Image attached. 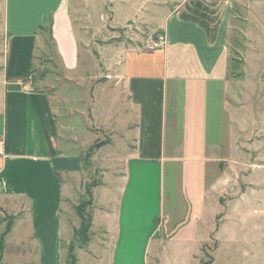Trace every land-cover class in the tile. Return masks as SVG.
<instances>
[{
  "label": "crops",
  "instance_id": "0c3cea01",
  "mask_svg": "<svg viewBox=\"0 0 264 264\" xmlns=\"http://www.w3.org/2000/svg\"><path fill=\"white\" fill-rule=\"evenodd\" d=\"M82 2L5 0L4 5L0 210L18 217L10 235L19 224L27 226L39 264H65L63 245L69 235L64 219L65 180L85 169L81 155L60 143L66 128L40 58L48 56L52 47L55 58L50 60L64 72L72 74L80 68L82 38L75 21ZM240 2L140 0L137 14L117 26L113 10L119 0L110 1V27L142 25L151 36L164 35L166 45L153 50L155 38L149 43L135 34L129 45L118 44L115 32H107L109 43L98 49V67L111 73L109 82L95 91L110 90L116 97L130 135L126 158L119 159L114 174L124 179L118 201L106 198L103 182L94 191L97 209L92 227L113 240L111 250L106 243L97 252L99 264L109 255V264H150L161 240L162 220L169 215L168 169L192 170L194 182L188 193L198 198L191 205L194 214L199 206L207 207L209 196L230 189L228 176L216 172L220 161H230L234 151L245 149L248 135L264 134V116L251 115L240 106L244 97L235 92L230 78L229 38ZM107 4L108 0L103 6ZM109 53L114 54L111 60ZM210 127L215 129L212 136ZM104 129L117 134L113 126ZM152 179L154 193L149 194ZM84 257L79 256L78 264Z\"/></svg>",
  "mask_w": 264,
  "mask_h": 264
},
{
  "label": "rangeland",
  "instance_id": "374dc122",
  "mask_svg": "<svg viewBox=\"0 0 264 264\" xmlns=\"http://www.w3.org/2000/svg\"><path fill=\"white\" fill-rule=\"evenodd\" d=\"M105 1L83 0L79 5L81 13L76 15L75 22L82 38L81 66L75 73L64 72L50 60L55 58L52 47L48 56L40 58L42 73L50 78V86L56 93L57 111L66 128L59 136L60 143L92 164L85 167L81 175L65 180L68 191L64 219L69 235L63 245L64 261L71 249L78 261L80 255L85 256L83 264H99L101 256L98 253L106 243L111 250L113 240L93 227L86 232L88 219L83 223L75 208L81 207L86 213L96 212V187L92 186L99 182L107 184L103 191L106 198L118 201L124 179H117L114 174L119 159L126 158V147L130 143L125 126L127 118L122 116L116 97L110 90L95 91L97 86L109 82L111 73L98 67V49L109 43L110 40L105 41L107 32H115L118 40L115 43L125 45L131 43L130 36L134 34L149 43L156 38V34L151 36L142 25L137 28L130 24L114 30L110 27L113 18L110 1L115 0H108L104 7ZM4 5L5 0H0L1 47L6 35ZM138 9L140 0H119L113 10L115 25L131 19ZM238 9L229 38L230 78L235 92L244 97L240 106L247 107L251 115L264 116V0H241ZM107 55L110 60L114 57L111 53ZM210 124L213 128L212 116ZM101 126H113L117 134ZM212 128L211 136L215 130ZM248 138L251 139L247 140L245 149L234 151L230 161L221 160V167H216L217 174L228 176L230 189L226 187L223 192L209 196L207 207L199 206L194 214L191 205L198 198L188 193L194 182L192 170L185 166L176 171L168 169L165 194L169 215L162 220L161 240L152 252L150 264H264V134L248 135ZM99 143L106 145L95 151ZM187 154L191 156L192 151ZM151 193H154L153 179L149 187ZM192 215L194 220L182 230ZM13 216L17 217L0 210V264H39L35 247L26 234V225L19 224L12 235L5 236L8 221ZM109 261L110 255L103 264Z\"/></svg>",
  "mask_w": 264,
  "mask_h": 264
},
{
  "label": "trees",
  "instance_id": "16d2710c",
  "mask_svg": "<svg viewBox=\"0 0 264 264\" xmlns=\"http://www.w3.org/2000/svg\"><path fill=\"white\" fill-rule=\"evenodd\" d=\"M117 41H118V40H117ZM27 76H28V75H26V76H20V77H27ZM105 145H106L105 143H99V144H96V146L94 147V150H95V151H98V150H100V149H101L103 146H105ZM81 158H82V160H83V162H84V166H85V167H87V168L91 167L92 164H90V162L85 161V160H84V157H83L82 155H81ZM99 184H101V183L99 182V183L95 184V186H94V184H93L92 187H97ZM87 189H88V190H87L88 193H90V192H91V188L88 187ZM75 209H76L77 216L83 221V223H85V222H86V219H88V226H87V228H86V232H89L90 229H91V227H92V225H93V216H94V212L86 213L85 210H82V209H81V207H77V208H75ZM17 218H18V217H14V216H13L12 219L8 221V225H7V230H6V232H5V236H7L8 234L11 233V231H12V229H13V226H14L15 221L17 220ZM65 263H66V264H78L77 256L74 255L73 250H71V249L69 250V252H68V257H67V259L65 260Z\"/></svg>",
  "mask_w": 264,
  "mask_h": 264
},
{
  "label": "built area",
  "instance_id": "2783aa9c",
  "mask_svg": "<svg viewBox=\"0 0 264 264\" xmlns=\"http://www.w3.org/2000/svg\"><path fill=\"white\" fill-rule=\"evenodd\" d=\"M166 45V38L164 35L159 34L157 38L152 41L151 49L153 50H162ZM1 143V140H0Z\"/></svg>",
  "mask_w": 264,
  "mask_h": 264
}]
</instances>
